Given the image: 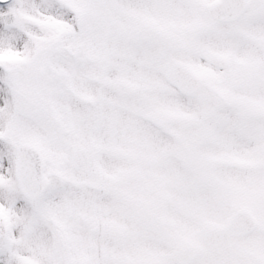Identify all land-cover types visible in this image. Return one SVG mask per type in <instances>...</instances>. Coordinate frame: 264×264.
<instances>
[{
	"label": "snow or ice",
	"instance_id": "6c2138e0",
	"mask_svg": "<svg viewBox=\"0 0 264 264\" xmlns=\"http://www.w3.org/2000/svg\"><path fill=\"white\" fill-rule=\"evenodd\" d=\"M0 264H264V0H0Z\"/></svg>",
	"mask_w": 264,
	"mask_h": 264
}]
</instances>
